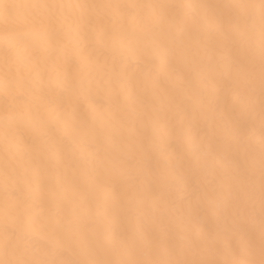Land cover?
<instances>
[{
    "label": "bare ground",
    "instance_id": "bare-ground-1",
    "mask_svg": "<svg viewBox=\"0 0 264 264\" xmlns=\"http://www.w3.org/2000/svg\"><path fill=\"white\" fill-rule=\"evenodd\" d=\"M0 264H264V0H0Z\"/></svg>",
    "mask_w": 264,
    "mask_h": 264
}]
</instances>
